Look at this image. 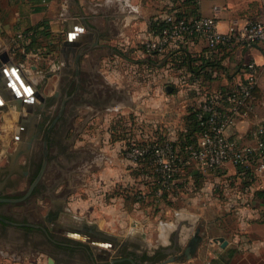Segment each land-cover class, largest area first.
Masks as SVG:
<instances>
[{
    "label": "crops",
    "instance_id": "obj_1",
    "mask_svg": "<svg viewBox=\"0 0 264 264\" xmlns=\"http://www.w3.org/2000/svg\"><path fill=\"white\" fill-rule=\"evenodd\" d=\"M172 10L188 17L216 15L220 30L225 32L233 22L243 25L250 20L264 19V0H0V97L3 100H0V158L13 160V167L7 173L8 178L0 180L1 190L13 189L7 183L9 176L18 170L16 160L21 157L19 147L33 136L36 125L42 118L43 102L35 95L36 91L46 99L53 93L71 96L78 88L73 84L75 71H79L82 77L87 74L86 76L110 82L115 80L110 83L113 85L111 90L107 87L98 88H103V94L115 95L109 101L112 110L129 108V113L132 114L129 121L135 129L139 120L144 119L146 129L153 139L155 128L158 130L159 127L161 136L170 139V125L166 118L172 115L180 119L179 131L186 132L189 114L199 110L212 94L226 91L242 81L246 76V63L256 62L257 88L264 94V44L261 42L247 47L236 44L210 49L204 40H189L170 48L165 55L156 54L152 58H146L141 47L144 41L154 36L153 23ZM67 40L71 43L65 46ZM85 48L88 50L84 53L82 50ZM79 53L82 54L79 56ZM190 58L193 59L194 66L203 64V67L192 71L188 65ZM123 62L129 63L131 68L133 65H153L158 70L154 79L165 80L169 84L161 87L158 82H152L142 89L137 87L134 88L135 91L125 90L116 81L120 74L118 69ZM17 67L26 81L31 82L36 89L32 96L25 94L21 84L23 81L18 80L15 72V76L13 75ZM22 76L18 77L23 80ZM185 78L190 83L184 81ZM195 78L201 79V85L192 83ZM15 83H18L21 93ZM140 90L143 94L139 93ZM139 94L142 97L137 100ZM257 94L256 91L248 116L225 131L227 136L242 146L254 145L250 129L264 120V101ZM143 98L144 106H139ZM214 104L217 109L223 110L227 101L220 98L214 100ZM83 108L79 107L78 111ZM159 111L160 120L154 117V113ZM86 128L89 131V127ZM164 129L168 130L166 134ZM134 133L136 132L133 135ZM177 136L178 138H173L177 142L175 148L180 157L187 159L188 147L195 145L187 146L182 142L181 134ZM11 144H14L13 148ZM109 156L111 155L107 154L106 158ZM110 171L106 167L104 177ZM117 171L121 172V169ZM180 174L182 194L188 189L187 181L200 177L201 180H206L210 189H214L215 194L210 199L212 203L231 208L233 213L232 218L216 215L212 220L204 216L197 217L192 212L177 215L178 223L184 226L181 245L187 248L197 231L203 237L192 255L194 257L188 258V261L194 264H264L263 203L256 197L258 191H264V175L250 171L249 181H244L233 164L228 163L211 171L199 168L194 161L183 167ZM104 184L107 182L104 181ZM218 192L225 194V198L218 197ZM194 194L195 197L188 200V205L195 206L197 197ZM60 200V209L65 205L67 212L64 213L65 216L58 217L63 227L75 226L97 236L99 240L119 241L118 244L108 242L113 247H106L107 256H115L122 244V237L126 240L136 237V229L129 230L125 236L104 229H109L111 224L115 225L119 221L118 216L96 221L84 218L82 222H76L77 217L75 219L73 212L66 208V201ZM166 211L169 213L168 209ZM55 235L80 242L79 239L60 232H55ZM220 237L225 242L215 241ZM1 242L3 247L0 254L4 258L9 256L12 261L22 260L24 264H42L35 260L36 248L23 246L15 238ZM69 244H64L63 248L66 250L53 254L55 264H81L77 262L78 258H70L67 254L66 251L72 249ZM96 244L92 240L83 243L87 245L84 247L89 248L88 254L93 262L104 255L96 250ZM99 248L101 249L100 246ZM172 250L173 248H167L168 253ZM12 261L7 264H13Z\"/></svg>",
    "mask_w": 264,
    "mask_h": 264
},
{
    "label": "rangeland",
    "instance_id": "obj_2",
    "mask_svg": "<svg viewBox=\"0 0 264 264\" xmlns=\"http://www.w3.org/2000/svg\"><path fill=\"white\" fill-rule=\"evenodd\" d=\"M123 64L125 65L123 66ZM123 64L118 69L120 74L116 81L125 90L135 91L134 88L136 89L137 87L142 89L151 85L152 82H158L157 84L161 87L169 84L165 80L158 79L157 81L153 75L152 77L148 76L142 71L144 67L142 65L133 67L134 63H131L133 65L131 68L129 67V63L123 62ZM133 68H138L136 74L133 73ZM140 72H142L141 75L138 74ZM153 74H155V71H153ZM105 80L103 78H92L90 84L95 87V90H98V87H107V89L111 90L113 85L110 83H114L115 80L111 82ZM256 91L259 99H263L264 101V94L260 93L259 87ZM139 93H142V90ZM54 96L53 93L49 97V99L53 100V111L47 108L42 112L44 123L50 120L58 111L61 96L58 99H53ZM90 97L92 100L97 99L94 95H90ZM141 97L142 95L139 94L136 99L138 100ZM143 97L145 96L143 95ZM140 103L139 106H144V98ZM80 107L84 108L80 111H78V108L73 110L75 117L74 128L72 131H69L66 137V140L70 144L69 149L76 151V156L68 159V161L63 159V162H65L64 166H62L64 175L59 179L57 186L54 187L51 194L47 196L42 194L41 196L33 198L27 208L13 205L10 207L11 211L27 212L34 209L33 214H35L28 218L29 221L35 224H41L42 226L44 224L51 226V222L44 220V217L48 212L53 211V199H64L67 203L66 208L73 212L75 219L77 217L76 222L80 223L84 218L86 220L92 218L96 221L114 219V217L118 216L119 221L115 225L111 224L109 229L108 227H104V229L113 230V232L121 236L127 235L129 230L136 229V237L127 240L138 242V249L149 254L162 252L163 249L167 251V248H173L171 252L166 254L163 261L155 264H194V262H189V259L184 254L185 247L181 245V232L184 230V226L178 223L177 215L181 212L182 214L192 212L197 217L204 216L209 220H212L216 215L225 218L231 216L232 218V209L223 205L216 206L212 203L210 199L215 194L214 189H210L206 180H201L200 177L193 178L189 182L187 181L188 189L182 194L179 182L182 178L180 170L183 168V164H177L178 171L174 176V181L166 187L156 170L160 167L159 159L155 157H153V160H150V158L138 160L130 158L127 153L130 151L131 145L129 129L132 127H129V120L132 119V114L129 113L128 107L122 108L120 111L112 110L113 107L110 103H107L103 107L85 103ZM108 109L111 110L109 111ZM160 112L154 113V117L159 120L161 117ZM166 119L170 127L168 128L169 131L164 129V133L167 131L170 132V134L168 133L170 137L169 141L176 146L177 142L173 138H178L177 135L180 133V119L175 115ZM83 122L86 123L83 124ZM87 126L89 127V131H87ZM160 129L161 127L158 130L155 128L154 132V142L159 144L164 142L162 138L168 140L167 137L161 136ZM140 140L142 139L139 138V142H143ZM13 146L14 144H11L12 148ZM107 154L111 156L106 158ZM16 162V169L22 170L23 166H26V163H24L26 162L25 157L23 156L17 159ZM188 165H191V163ZM12 167V159L0 158V180L8 178L6 171L9 168L12 169ZM106 167H109L111 171L104 177L103 174ZM117 169H121V172L117 171ZM65 174L68 177V182L61 180ZM9 177V182L16 181L20 184L24 183L22 182L24 180L17 172L11 174ZM104 181L108 185L104 184ZM26 186V184L23 185V189H19V191L6 188L3 192L6 195L20 193L22 190H25ZM194 193H196L197 201H195V206L193 205V207L188 205L187 202L189 199L195 197ZM217 194L218 197L225 198V194L220 192ZM167 209L169 213L166 211ZM64 213H67L65 205L61 209L59 217L65 216L66 214ZM215 232L218 233V231ZM11 234L14 235L11 236ZM10 238H15L17 241H20L23 243V246L30 245L36 248L35 260H37V263L42 264H50V259H52V264H55L53 261L54 253L59 254L62 250H66L64 249V244H72L75 241L79 242L75 239H62L58 235H53L52 231H49L47 236L38 230L28 233L13 230L12 233L8 232L6 235L0 236V250L3 247V242L1 241L7 242ZM122 238L121 242L126 240L125 237ZM100 241L102 243H97L96 246H103V240ZM81 248L74 250V254L77 256L81 254L84 256V258H78L77 262L81 264H93L88 254L90 252L89 248ZM99 250L101 251L100 248ZM102 252L104 253V251ZM8 257L4 258L0 254V264H7L8 261H12V257ZM12 262L13 264H24L22 260Z\"/></svg>",
    "mask_w": 264,
    "mask_h": 264
},
{
    "label": "built area",
    "instance_id": "obj_3",
    "mask_svg": "<svg viewBox=\"0 0 264 264\" xmlns=\"http://www.w3.org/2000/svg\"><path fill=\"white\" fill-rule=\"evenodd\" d=\"M155 22L162 26L152 38L143 42L142 52L146 58H152L156 54L165 55L170 48L189 40H204L210 49L236 44L247 47L257 42L264 44V19L250 20L243 25L233 22L225 32L220 30L216 15L188 17L172 10L157 18ZM244 66L247 71L242 81L226 91L212 94L197 110V118L203 126V131L197 144L188 147L189 158L185 160L180 157L169 140L155 143L146 129L144 119L139 120L137 129L129 123V127H132L129 129L131 145L127 155L135 160H153V157L159 159L160 167L156 170L166 187L174 181L178 171L177 164L187 165L192 161L196 162L199 168L211 171L228 163L233 164L240 171L244 181H249L250 171L264 175V120L257 122L250 129L254 145L242 146L225 134L228 127L236 125L248 116L250 104L255 99L258 85L257 64L252 61ZM137 69L134 68L133 73L136 74ZM142 71L154 77L158 70L155 66L147 64ZM138 74L141 75L142 72ZM184 81L190 83L186 78ZM201 82L200 78H195L192 83L201 85ZM220 98L227 101L223 110L217 109L214 104V100ZM133 132L136 133L133 135ZM139 138L143 142H139Z\"/></svg>",
    "mask_w": 264,
    "mask_h": 264
},
{
    "label": "flooded vegetation",
    "instance_id": "obj_4",
    "mask_svg": "<svg viewBox=\"0 0 264 264\" xmlns=\"http://www.w3.org/2000/svg\"><path fill=\"white\" fill-rule=\"evenodd\" d=\"M75 76L76 78L73 81V84L78 87L76 89L77 92L71 96L66 94H54L55 96L53 99H58L60 98L59 96H61L58 111L50 120L45 121L46 123H44L43 118H41L40 122L36 125V131L33 136L29 138L27 143L23 144V146L21 145L18 150L19 155L25 157L26 161L24 162L26 163V166H23L22 170H16L17 174L24 180L22 181L24 183L20 184L16 181H8L9 183L7 184L13 188L12 190L17 191L23 189V185L25 184L27 186L25 190H22L20 193L8 195L0 189V199L12 200H0V236H4L8 232L11 233L13 230H20L26 233L38 230L47 236L49 231H52L53 235H55V232L64 233L62 230L64 225L59 223L58 218L59 213L61 212V203H59L61 202L60 199H53V211L48 212L44 217V220L51 222V226L46 224L42 226L41 224H35L32 221L30 222L28 218L35 214H33L34 209L27 212L24 210V212H13L10 207L17 205L19 207L23 206L24 208H27L33 198L41 196L42 194L47 196L51 194V191L57 186L59 179L64 175L62 172V166L65 164L63 159L68 161V159L76 156V151L69 149L70 144L68 140H66L69 131H72L74 128L75 117L73 110H76L85 103L97 107H103L115 96H113V94H103V89L100 88L95 90V87L90 84L92 77L86 75L82 77L80 76V72L77 73V71H75ZM64 81L65 79L63 80V83ZM90 95L96 96L97 99L92 100V96L90 97ZM52 102L53 100L48 98L42 107L44 109L49 108L53 111ZM10 170L11 169L9 168L6 172L9 173ZM61 180H66L64 182H68L67 175L65 174L64 178ZM32 187V191L28 193ZM68 227L72 229V226ZM8 228L10 229L8 230ZM78 229L79 227H77L76 230ZM79 230L81 231L83 229L80 228ZM89 235L91 236L93 234L85 233L83 237L81 236L82 240L78 238L81 241L80 243L77 242L75 245L69 244L72 249L67 250L66 252L69 254L70 258H84L82 254L79 256L74 254V250L76 248L82 249L81 247H84L83 243H86L87 241L86 238H88L89 241L95 239L93 240L95 243L101 242L97 236L93 235V238H91ZM127 241L128 240L125 242ZM53 242L55 241L53 240ZM138 244V242L132 241H128L123 245L121 244L120 248H118L120 252L117 250L114 257L107 256L105 254L106 250H103V253L96 246V250L104 255H101L97 261L95 259L93 264H132L131 261L124 258H132L137 264H155L163 261L166 254H168V251L165 249H163L162 252H153V254H149L143 250H139ZM145 256H147V258H144Z\"/></svg>",
    "mask_w": 264,
    "mask_h": 264
},
{
    "label": "trees",
    "instance_id": "obj_5",
    "mask_svg": "<svg viewBox=\"0 0 264 264\" xmlns=\"http://www.w3.org/2000/svg\"><path fill=\"white\" fill-rule=\"evenodd\" d=\"M155 32H158L159 28L162 25L157 24L156 22L153 23ZM143 45L141 47V49L143 50ZM150 61H152L150 59ZM190 62H188V65L191 67L192 71H198L203 67V64H200L199 66H194L193 65V59L190 58V60H188ZM186 132H180L179 134H181V139L183 140L182 142L184 144H186L187 146L192 144V145H196L198 137L201 135L202 131H203V126L200 125V121L197 118V111L196 112H192L189 114L188 118H187V123H186ZM186 160V159H185ZM185 165H183V167H185ZM256 197L260 200H262L263 203V219H264V191L260 190L256 193ZM144 258H147V256H145Z\"/></svg>",
    "mask_w": 264,
    "mask_h": 264
},
{
    "label": "water",
    "instance_id": "obj_6",
    "mask_svg": "<svg viewBox=\"0 0 264 264\" xmlns=\"http://www.w3.org/2000/svg\"><path fill=\"white\" fill-rule=\"evenodd\" d=\"M71 42L69 41V40H67V42L64 44L65 46H68L69 44H70ZM87 48H85V49H83L82 50V52H87ZM80 54H82V53H79V56H80ZM78 58H77V60H76V64H77V68H78ZM16 71L17 72H19V67H17L16 68ZM77 73H79V71H77ZM19 74H20V72H19ZM20 76H22L21 74H20ZM22 78H23V81H24V84H25V87L24 88H28L30 85L31 86H33L32 84H31V82H29V81H26V79L22 76ZM29 85V86H28ZM34 87V86H33ZM35 89V88H34ZM35 91H36V89H35ZM38 98H40L41 100H42V102H44L45 101V99L39 94V92L38 91H36V94H35ZM14 96V95H13ZM16 97V96H15ZM44 100V101H43ZM22 103H24V101H22ZM32 189H33V187L32 188H30V190H29V192L28 193H30L31 191H32ZM0 200H2V201H12L11 199H0ZM66 228H70V227H66ZM71 228H75V227H71ZM77 229V228H76ZM80 229V228H79ZM78 229V230H79ZM82 229V228H81ZM82 232H83V230H81ZM80 230H79V232H81ZM63 234H65L66 236H70V237H73V238H79L80 240H82V237H80V235H79V233H76L75 231H72V232H68V231H64L63 230ZM86 233V232H85ZM88 234H90V233H88ZM86 240L88 241L89 239L88 238H86ZM107 241L109 242V241H111L112 243H116V244H118V240H116V241H114V240H108L107 239ZM203 241V237H201L200 235H199V231H197L193 236H192V238L190 239V241H189V244H188V246H187V248H185L184 249V254L187 256V258H191L192 257V255H194V253H195V251H196V249H197V247L199 246V244H200V242H202ZM215 241H217V242H219V243H221V242H225V240H224V238H222V237H220V238H216L215 239ZM93 242H95V241H93ZM128 242V241H127ZM127 242H123L122 243V245L123 244H126ZM119 252H120V250H118ZM124 259H127V260H129V261H131L132 262V264H137L132 258H124ZM50 264H52V259H50Z\"/></svg>",
    "mask_w": 264,
    "mask_h": 264
},
{
    "label": "bare ground",
    "instance_id": "obj_7",
    "mask_svg": "<svg viewBox=\"0 0 264 264\" xmlns=\"http://www.w3.org/2000/svg\"><path fill=\"white\" fill-rule=\"evenodd\" d=\"M14 72L16 73V75H17V78H18V80H20V82L21 81H23V80H21L19 77H21L20 76V74H19V72H17L16 70H14L13 71V75L15 76V74H14ZM19 76V77H18ZM14 81H15V79H14ZM16 85H17V88H19V90H20V87H19V85H18V83H15ZM21 84H23V88L25 87V84H24V81L23 82H21ZM24 91H25V94L26 95H30V96H32V94L35 92V90H34V87L33 86H29L28 88L26 87V88H24ZM23 92V91H22ZM20 93H21V90H20ZM23 94V93H22ZM44 99H45V101H46V98L43 96V95H41ZM32 99V98H31ZM0 100L1 101H3L2 100V98L0 97ZM41 100V99H40ZM42 101V100H41ZM44 101V100H43ZM45 101L43 102V104L45 103ZM19 134L21 133V127L19 128ZM74 227V226H73ZM63 230L64 231H68V232H71V231H75L76 233H79V235H80V237L82 236H84L85 235V233L84 232H79V230H76V229H74V228H72V229H70V228H66V227H63ZM89 237H91V238H93V235H89ZM93 240H95V239H93ZM126 240H123V242H125ZM105 242V243H104ZM122 242V243H123ZM102 243V242H101ZM103 246H105V248L103 247ZM103 246L102 245H100V247H101V251H103V250H107V248H109L110 246L111 247H113V245L112 244H110V243H108V241H103ZM97 247H99V246H97ZM107 247V248H106Z\"/></svg>",
    "mask_w": 264,
    "mask_h": 264
}]
</instances>
